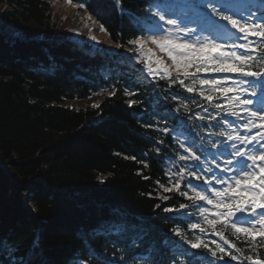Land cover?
<instances>
[{
    "label": "trees",
    "instance_id": "obj_1",
    "mask_svg": "<svg viewBox=\"0 0 264 264\" xmlns=\"http://www.w3.org/2000/svg\"><path fill=\"white\" fill-rule=\"evenodd\" d=\"M73 1L97 18L119 55L92 54L67 40L49 0H0V21L23 37L0 33V264H127L145 254L170 264L175 241L184 242L173 230L192 240L200 232L188 231L189 223L204 226L198 206L161 187L174 181L165 160L176 159L179 168L187 162L178 158L187 154L173 129L194 139L202 157L197 143H213L204 134L218 132L217 110L200 98L198 85L189 93L169 79L147 80L120 56L135 49L129 41L141 28L147 36L124 11L143 16L148 0ZM35 235L38 249L30 253ZM226 235L243 255L264 258V247L252 251L242 234ZM202 238L213 250V238L223 244L210 229ZM196 254L212 257L205 248Z\"/></svg>",
    "mask_w": 264,
    "mask_h": 264
},
{
    "label": "snow or ice",
    "instance_id": "obj_2",
    "mask_svg": "<svg viewBox=\"0 0 264 264\" xmlns=\"http://www.w3.org/2000/svg\"><path fill=\"white\" fill-rule=\"evenodd\" d=\"M116 3L119 4L120 0ZM261 3L264 4V0ZM152 7L156 8L152 17L158 18L162 24L156 19L150 20L149 35H143L141 28L142 35L129 43L142 57L148 44L155 45L167 54L172 64L166 65L160 58L152 60L154 53L152 49H147L148 56L143 58V63L148 74L169 79L172 84L178 83L189 93L196 91L199 85L198 95L218 112H223L225 117L237 120L247 117L242 126L231 124L226 118L223 120L226 131H219L216 135L223 137L224 141L219 147L213 143L216 151L208 153L210 161L202 160L190 144H182L187 155L180 154L179 160L195 161V165L192 168L186 165L180 167L175 173L176 179L169 181L172 187L161 185L163 192L179 191L181 196L198 206L204 226L189 223L190 230L198 229L205 234L210 229L211 234L218 236L223 245L232 251L225 250L215 240L211 241L215 245L213 250L201 236L189 240L179 228L173 231L191 249L205 248L216 260L229 256L238 264L245 259L249 264H264V258L258 255H243L244 250L226 235L230 232L239 240L242 234L252 251L264 247V56L256 54L264 50V12L258 14L249 10L242 13L235 8V0H176L171 11L165 0H161ZM136 24L139 26V21ZM173 28L175 31H172ZM100 31L106 30L101 26ZM225 36L226 40L221 38ZM152 64L156 65L155 69ZM258 64L259 70L256 69ZM173 71L177 74L175 80H172ZM202 73H229L238 78H201L198 74ZM214 98L223 103H212ZM133 103L135 101H129V107ZM196 119L203 120L204 117L197 115ZM182 123L179 122V125ZM253 129L259 131L255 135L246 134ZM173 131L183 135L178 129ZM201 163L204 164L202 168ZM185 176L189 178L186 191L181 190V181ZM193 180L202 183H193ZM168 198L160 197L163 200ZM185 207V204L180 205L181 209ZM164 211L172 212L174 209L165 207ZM184 219L190 220L191 217ZM257 237L260 239L257 240ZM36 246L34 244L33 247ZM218 252L223 255L218 257ZM177 255L182 258V264H205L207 261L206 257H198L195 252L188 253L187 250H181ZM21 264L30 262L21 261ZM207 264H212V261H207Z\"/></svg>",
    "mask_w": 264,
    "mask_h": 264
},
{
    "label": "rangeland",
    "instance_id": "obj_3",
    "mask_svg": "<svg viewBox=\"0 0 264 264\" xmlns=\"http://www.w3.org/2000/svg\"><path fill=\"white\" fill-rule=\"evenodd\" d=\"M161 2V0H157L156 1V3L155 4H157V3H160ZM165 2L170 6V8H169V10L171 11L172 10V7H174L175 6V4H173L172 2H170L169 0H165ZM71 7V8H70ZM69 8H67L66 10H64L65 12H60L61 10V6L58 4V3H56V9H55V11H56V13H58V9H59V13L58 14H60L62 17H60V16H57L58 17V19L59 20H63V18L64 17H70V19H74V21H77V20H80V19H78L77 18V16H79V17H83V15H80L79 13H78V11H77V9L76 8H74L73 6H70ZM235 8L238 10V11H240V12H242V13H247L249 10H255L257 13H260V12H262L263 11V5L262 4H259V3H257L256 1H254V0H252V1H250V2H244V3H235ZM4 9H7V7L6 8H4ZM156 11V8H154V12ZM157 20V22H159L158 21V18L156 19ZM84 23V25L86 24L85 22H83ZM159 23H161L162 24V22H159ZM1 25H3V23H0V26ZM167 27V26H166ZM7 33H9V34H14V35H20V32L19 31H14V30H12L11 29V27H9V26H7L6 27V30H5ZM172 31H175V29L173 28L172 29ZM222 39H227V37L225 36V37H221ZM104 43H106V44H109V41L106 39V38H104L103 37V35H95V39H94V47H96V45H101V46H103V45H105ZM110 47H111V49L110 50H114L115 51V49H113V45L111 46V44H110ZM147 49H152V51H153V53H154V55H152L151 56V59L152 60H154V59H156V58H160V59H162L163 61H164V63L166 64V65H171L172 64V61H171V59H169V57L167 56V54L165 53V52H162V51H160L158 48H156V46L155 45H152V44H148L147 45ZM147 49H145V51H144V54H143V57L142 56H140V54H138L136 51H135V54H134V58H132V61L136 64V63H138L137 62V60L138 59H140L141 61H143V58L144 57H147L148 56V52H147ZM154 69L156 68V65L155 64H152L151 65ZM144 73L146 74V75H148V76H150L149 74H148V72H147V70H146V68L144 67ZM172 74H176V72L175 71H173V73ZM201 75H203V74H201ZM205 76V75H204ZM207 76H214L215 78H218V79H220V78H225V77H227V78H233L232 77V75L231 74H229V73H215V74H208V75H206L205 77H207ZM206 87V86H205ZM80 104H76V103H68V106L69 107H73V106H79ZM246 121V119L244 120V122ZM243 122V123H244ZM256 132H257V130H256ZM256 132H254V131H251L250 133H246V134H248V135H255L256 134ZM243 134V133H242ZM249 147H251V146H249Z\"/></svg>",
    "mask_w": 264,
    "mask_h": 264
},
{
    "label": "bare ground",
    "instance_id": "obj_4",
    "mask_svg": "<svg viewBox=\"0 0 264 264\" xmlns=\"http://www.w3.org/2000/svg\"><path fill=\"white\" fill-rule=\"evenodd\" d=\"M14 31H16V30H14ZM18 31L20 32V34H22L20 30H18Z\"/></svg>",
    "mask_w": 264,
    "mask_h": 264
}]
</instances>
